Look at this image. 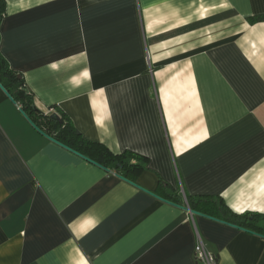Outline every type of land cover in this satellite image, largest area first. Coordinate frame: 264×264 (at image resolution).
I'll use <instances>...</instances> for the list:
<instances>
[{"label": "crops", "instance_id": "0c3cea01", "mask_svg": "<svg viewBox=\"0 0 264 264\" xmlns=\"http://www.w3.org/2000/svg\"><path fill=\"white\" fill-rule=\"evenodd\" d=\"M0 52L38 111L146 158L126 180L0 86V264H205L198 238L264 264L263 234L164 190L264 214V0H5Z\"/></svg>", "mask_w": 264, "mask_h": 264}, {"label": "trees", "instance_id": "16d2710c", "mask_svg": "<svg viewBox=\"0 0 264 264\" xmlns=\"http://www.w3.org/2000/svg\"><path fill=\"white\" fill-rule=\"evenodd\" d=\"M4 4L5 0H0V23L4 16ZM261 19L262 17L254 18L252 22ZM0 84L15 102L22 105V110L36 127L58 143L68 147L71 151L128 180H131L132 174L146 168V158L144 157L130 151L114 154L104 144L83 138L66 114L61 112L59 120H56L38 111L24 79L10 68L1 52ZM134 159H137V161L135 162ZM164 190L167 191L168 196L175 202L182 204L181 199H184L191 210L222 218L244 229L264 235V214L245 213L240 215L232 212L221 198L190 197L183 196L181 193L176 194L168 190V188H164Z\"/></svg>", "mask_w": 264, "mask_h": 264}, {"label": "built area", "instance_id": "2783aa9c", "mask_svg": "<svg viewBox=\"0 0 264 264\" xmlns=\"http://www.w3.org/2000/svg\"><path fill=\"white\" fill-rule=\"evenodd\" d=\"M196 260L205 264H218L217 257L211 253L201 238H198L196 245Z\"/></svg>", "mask_w": 264, "mask_h": 264}, {"label": "water", "instance_id": "95a60500", "mask_svg": "<svg viewBox=\"0 0 264 264\" xmlns=\"http://www.w3.org/2000/svg\"><path fill=\"white\" fill-rule=\"evenodd\" d=\"M0 86L2 87V85L0 84ZM3 88V87H2ZM4 89V88H3ZM5 90V89H4ZM6 91V90H5ZM7 92V91H6ZM8 93V92H7ZM10 96V95H9ZM10 98L13 100V98L10 96ZM23 113H24V115L29 119V117L27 116V114L24 112V111H22ZM53 119H56V120H59V116L57 115V114H53L52 116H51ZM30 120V119H29ZM31 121V120H30ZM33 124V123H32ZM35 126V125H34ZM36 127V126H35ZM36 129H38L41 133H43L45 136H47L50 140H52V141H54V142H56L57 144H59V145H61V146H63L64 148H66V149H68V150H70L68 147H66V146H64V145H62V144H60V143H58L57 141H55L53 138H51L50 136H48V135H46L44 132H42L38 127H36ZM71 151V150H70ZM75 153V152H74ZM77 154V153H76ZM79 156H81V157H83L84 159H86V160H88V161H90V162H92V163H94V164H96V165H98V166H100V167H102V168H104L103 166H101V165H99V164H97V163H95V162H93V161H91V160H89V159H87V158H85L84 156H82V155H80V154H78ZM104 169H106V168H104ZM107 170V169H106ZM125 179V178H124ZM127 180V179H126ZM181 208H183V209H185V210H187V211H189V212H191L192 214H200V213H198V212H196V211H194V210H191L189 207H181Z\"/></svg>", "mask_w": 264, "mask_h": 264}]
</instances>
